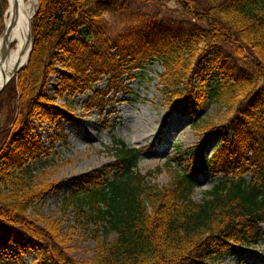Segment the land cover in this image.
Returning <instances> with one entry per match:
<instances>
[{
    "label": "trees",
    "instance_id": "16d2710c",
    "mask_svg": "<svg viewBox=\"0 0 264 264\" xmlns=\"http://www.w3.org/2000/svg\"><path fill=\"white\" fill-rule=\"evenodd\" d=\"M116 1L37 0L28 60L0 92V241L33 250L36 264H215L236 247L256 245L264 224V0H139L161 8L173 2L205 25L139 61L110 53L113 46L101 49L89 35L104 8ZM6 7L2 0V10ZM221 45L249 73L234 76V68L221 67V76L213 80ZM151 59L162 66L158 78L171 104L167 116L183 102L199 143L185 152L177 149L175 157L186 154V169L167 160L163 167L169 181L158 186L146 180L152 171L137 170L143 148L115 140L108 148L112 161L81 175L58 206L61 216L73 210L76 225L93 227L94 253L76 261L65 246L60 220H35L29 213L51 187L44 170L50 155L57 154L55 141H66L58 120L71 119L63 109L67 102L58 105L55 98L70 103L88 92L84 111L101 114L115 101L108 95L126 88L121 75ZM125 64L128 68L122 69ZM56 72L54 98L49 99L48 78ZM104 77V87H92ZM209 101L226 106L229 117L199 116ZM36 121L55 126L47 145L34 132ZM220 131L216 149L203 158L199 145ZM206 170L222 177L195 200L197 176Z\"/></svg>",
    "mask_w": 264,
    "mask_h": 264
},
{
    "label": "rangeland",
    "instance_id": "374dc122",
    "mask_svg": "<svg viewBox=\"0 0 264 264\" xmlns=\"http://www.w3.org/2000/svg\"><path fill=\"white\" fill-rule=\"evenodd\" d=\"M37 7V0H32L31 14ZM6 9V8H5ZM5 11V10H4ZM0 20V32L3 30V14ZM31 15V17H32ZM31 20V18H30ZM205 25L193 21L181 7L173 2L168 8L157 7L151 3L139 0H117L104 8L101 17L94 21L90 28V37L101 49H108L110 53L117 52L122 59L139 61L147 57L155 48L163 46L172 38L187 36ZM196 28V29H194ZM218 62L211 73L212 79L220 77L219 69L234 68V76L249 73L248 68L235 56H232L227 46L221 45ZM60 58L64 56L60 55ZM128 64L122 65L127 69ZM58 71L62 69L57 66ZM162 71L161 64L156 59L146 61L143 68H134L124 72L123 88L114 95L112 104L107 105L103 113L96 110L84 111L82 103L89 95L85 92L76 95L68 103V99L55 98L58 105L71 118L70 121L58 120L63 128L66 141L58 139L54 143L57 154L50 155V162L44 170V178L51 183L50 189L42 200L34 204L35 212L29 211L35 220L41 217L53 216L60 220V229L69 255L76 261L87 260L94 253L95 241L91 237L92 226L81 228L74 223L73 210L61 216L58 206L63 195L73 190V185L81 175L93 170H100L102 165L113 159L108 148L120 139L129 145L143 148L137 163V170L142 174L153 173L146 177L151 184L165 185L169 175L163 167L167 160L181 169H186L184 161L186 154L175 157L178 148L182 152L195 148L198 143V133L190 125L192 117L183 110V102H178V111L170 114V103L163 98L159 85L158 74ZM58 72L48 78L46 96L54 98L53 89L56 85ZM197 84V82H195ZM213 86V83H208ZM106 85V78L97 82L93 88ZM233 110V109H232ZM197 114L214 120L227 119L231 112L226 106L216 102H207ZM4 127L3 114L0 115V129ZM55 126L47 122L36 121L34 132L47 145V136L51 135ZM222 132H218L212 139L199 145L203 158L212 155L217 147ZM161 166V171H155ZM222 175H214L210 170L197 176V186L193 198L199 200L203 192L210 189L221 179ZM69 225L73 228L69 230ZM111 233L110 237H114ZM38 254L29 248L20 247L13 242L0 241V264H36ZM215 264H264V224L261 225V236L256 245L236 247L221 261Z\"/></svg>",
    "mask_w": 264,
    "mask_h": 264
},
{
    "label": "bare ground",
    "instance_id": "6f19581e",
    "mask_svg": "<svg viewBox=\"0 0 264 264\" xmlns=\"http://www.w3.org/2000/svg\"><path fill=\"white\" fill-rule=\"evenodd\" d=\"M31 3L32 0H7L2 19L4 27L0 32V87L16 68L26 63ZM5 28H8L7 33Z\"/></svg>",
    "mask_w": 264,
    "mask_h": 264
},
{
    "label": "water",
    "instance_id": "95a60500",
    "mask_svg": "<svg viewBox=\"0 0 264 264\" xmlns=\"http://www.w3.org/2000/svg\"><path fill=\"white\" fill-rule=\"evenodd\" d=\"M6 1H7V0H6ZM6 9H7V7H6ZM6 9H5V11H6ZM5 11H4V12H5ZM1 17H2V0H0V20H1ZM5 31H6V33H7L8 28H5ZM28 38H29V48H28V53H27V59H26V62H27V60H28V55H29V51H30L31 43H32V42H31V31L29 32ZM6 49H7V47H6L4 50H6ZM25 64H26V63H25ZM25 64H24V65H25ZM24 65H23V66H24ZM23 66H20V67L16 68L15 71H14V73L12 74L11 77L15 76V75L17 74V72H18ZM11 77L8 78L7 80H5L4 83L1 85V87H0V92H1L2 89L5 87V85L8 83V81L11 79Z\"/></svg>",
    "mask_w": 264,
    "mask_h": 264
}]
</instances>
